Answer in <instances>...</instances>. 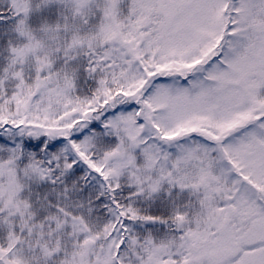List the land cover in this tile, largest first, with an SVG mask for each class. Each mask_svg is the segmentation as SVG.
Returning <instances> with one entry per match:
<instances>
[{"label": "snow or ice", "instance_id": "obj_1", "mask_svg": "<svg viewBox=\"0 0 264 264\" xmlns=\"http://www.w3.org/2000/svg\"><path fill=\"white\" fill-rule=\"evenodd\" d=\"M0 264H264V0H0Z\"/></svg>", "mask_w": 264, "mask_h": 264}]
</instances>
